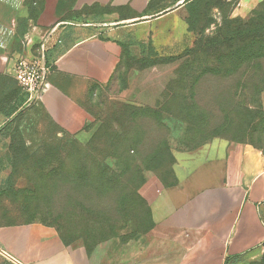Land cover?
Returning <instances> with one entry per match:
<instances>
[{
  "label": "rangeland",
  "instance_id": "374dc122",
  "mask_svg": "<svg viewBox=\"0 0 264 264\" xmlns=\"http://www.w3.org/2000/svg\"><path fill=\"white\" fill-rule=\"evenodd\" d=\"M239 1L203 0L183 35L136 39L143 44L126 53L107 83L76 94L86 115L79 131H64L49 117L10 126L8 147L0 149V216L53 228L64 245L95 264L158 259L162 211L168 201L172 212L184 206L168 194L183 190L181 179L191 175L188 154L247 145L264 158V91L251 106L253 121L232 115L226 95L221 106L216 101L218 84L221 91L225 82H264V60L252 75L229 78L217 74L214 55L203 54L213 47L209 38L238 27L232 21L264 17V0ZM238 99L248 104L245 91ZM223 127L227 136L196 146L203 134ZM260 247L262 258L264 241Z\"/></svg>",
  "mask_w": 264,
  "mask_h": 264
},
{
  "label": "crops",
  "instance_id": "0c3cea01",
  "mask_svg": "<svg viewBox=\"0 0 264 264\" xmlns=\"http://www.w3.org/2000/svg\"><path fill=\"white\" fill-rule=\"evenodd\" d=\"M198 1L0 0V149L8 147L10 126L21 128L28 120L49 117L64 131H79L86 115L75 103L76 94L107 83L124 52L143 44L136 39L183 35ZM44 39L49 89L36 105L26 106L13 78L14 62L20 54H37ZM215 149L201 148L184 160H190L184 165L191 166V175L181 179L183 190L168 194L184 206L172 212L168 201L162 211L155 239L158 259L127 264H230L261 258L264 158L247 145L230 152ZM0 264L95 263L64 245L53 228L0 220Z\"/></svg>",
  "mask_w": 264,
  "mask_h": 264
},
{
  "label": "trees",
  "instance_id": "16d2710c",
  "mask_svg": "<svg viewBox=\"0 0 264 264\" xmlns=\"http://www.w3.org/2000/svg\"><path fill=\"white\" fill-rule=\"evenodd\" d=\"M202 1L203 0H199L197 4L192 7L194 11L193 13L197 12L198 5ZM232 22L238 24V27L231 30L223 37L220 36L209 38L207 43L211 46L213 45V47L208 48L205 52L203 51V54L205 53L207 56L211 54L217 58V74L222 73L221 76L229 78H242L243 76H248L249 74L252 75L255 70L257 71L261 69L260 63L262 60H264V17H259L258 22L252 18L248 19L247 21L234 20ZM229 23L230 22H228V24ZM259 43L262 45L261 47H257ZM126 53L127 52H124L120 62L126 58ZM190 53L196 54L197 47L196 49L190 51ZM209 73H211V71ZM225 83L226 84L222 87H225L226 89L221 91L220 84H218L216 100L217 105H222L223 95H226V107L227 110L232 113V115L243 113L249 119L251 118L250 121H253L256 110L251 106L257 105V99L260 98V95L264 91V82L245 83L243 81H231ZM224 91L225 93H223ZM240 91H245L248 95V104L243 106L240 104L238 99V93ZM226 115H228V113L225 114V112H223V116ZM185 123L187 124V122ZM225 136H227V132L225 131L224 127L221 129H216L212 132L203 134L201 141L198 142L196 146L201 145L210 138ZM0 220L3 224L20 225L16 223H10L7 217L2 216V214L0 216ZM258 264H264V251L261 261Z\"/></svg>",
  "mask_w": 264,
  "mask_h": 264
},
{
  "label": "built area",
  "instance_id": "2783aa9c",
  "mask_svg": "<svg viewBox=\"0 0 264 264\" xmlns=\"http://www.w3.org/2000/svg\"><path fill=\"white\" fill-rule=\"evenodd\" d=\"M39 45L37 54H20L13 66V78L20 92L24 95L25 105H36L49 89L50 67L45 60V44Z\"/></svg>",
  "mask_w": 264,
  "mask_h": 264
}]
</instances>
